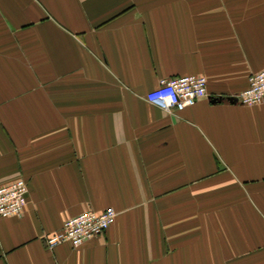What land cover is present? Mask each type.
Masks as SVG:
<instances>
[{"label": "crops", "instance_id": "crops-1", "mask_svg": "<svg viewBox=\"0 0 264 264\" xmlns=\"http://www.w3.org/2000/svg\"><path fill=\"white\" fill-rule=\"evenodd\" d=\"M264 0H0V264H264ZM208 95L167 111L164 77ZM117 212L78 247L46 236Z\"/></svg>", "mask_w": 264, "mask_h": 264}, {"label": "built area", "instance_id": "built-area-1", "mask_svg": "<svg viewBox=\"0 0 264 264\" xmlns=\"http://www.w3.org/2000/svg\"><path fill=\"white\" fill-rule=\"evenodd\" d=\"M208 95L207 77L203 74H182L164 77L157 87L147 93V99L167 110H180L195 104ZM244 104L264 102V68L254 72L248 87L235 95ZM29 184L23 177L0 185V218L21 215L27 203ZM116 210L107 206L103 210L86 209L67 218L61 229L46 236V244L53 248L64 241L74 247L104 233L114 222Z\"/></svg>", "mask_w": 264, "mask_h": 264}]
</instances>
